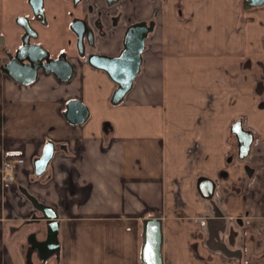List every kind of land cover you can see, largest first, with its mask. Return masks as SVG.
Returning a JSON list of instances; mask_svg holds the SVG:
<instances>
[{"label": "crops", "instance_id": "0c3cea01", "mask_svg": "<svg viewBox=\"0 0 264 264\" xmlns=\"http://www.w3.org/2000/svg\"><path fill=\"white\" fill-rule=\"evenodd\" d=\"M243 1L123 0L130 23L160 12L141 71L116 105L117 83L90 64L65 82L44 73L25 85L0 72V170L5 159L24 158L17 176L24 185L45 144L56 146L46 184L30 190L59 215L57 264H141L143 219L155 216L166 227L165 262L190 264L191 228L206 214L215 232L226 224L225 243L232 230L229 247L239 259L255 254L253 264H264V4L246 9ZM121 40L122 32L99 40L100 50L112 55ZM72 98L89 109L83 125L65 118ZM242 115L257 144L245 162L228 163L238 151L231 127ZM203 177L218 183L217 199L201 195ZM36 212L0 179V264H27L28 233L47 232L44 218L33 221ZM211 249L198 247L219 261L220 250Z\"/></svg>", "mask_w": 264, "mask_h": 264}, {"label": "flooded vegetation", "instance_id": "af4514ba", "mask_svg": "<svg viewBox=\"0 0 264 264\" xmlns=\"http://www.w3.org/2000/svg\"><path fill=\"white\" fill-rule=\"evenodd\" d=\"M103 1L105 2L104 3L105 5H102V0H67V2L70 5L66 13L70 17L68 33L70 39L72 40L71 48L66 51L53 52L50 48H47L40 41V33L37 28L38 24L41 25L48 24L46 18V12H45L44 0H42L41 9H38V11H36V9L33 7V5L30 3L29 0H20L19 3L24 2L25 5L27 6V10L22 14L16 15L14 18V22L21 29V32L18 34L17 44L13 47H9L7 45V39H8L7 34L0 33V72L9 76L15 82H18L11 75H14L16 73L29 72L32 69V67H37L38 71L36 74L35 72H33L36 76L31 82L29 83L18 82V83L25 85L32 84L39 78L40 74H44V73L54 74L60 81L65 82L73 77V75L75 74L78 68H81L84 64H89L87 58L90 55H105L110 57L118 56L124 49L125 34L130 26L141 22H146L148 26H151L152 23V29L150 32H148L145 38V43H144L145 48L142 51V58H143V53L148 46V40L151 37V35L155 32L156 18L159 15L160 8L154 9L153 17L151 19L130 23L131 20L130 15L123 3V0H103ZM162 1L166 2L168 0H162ZM244 1H243V7L246 8L244 6ZM0 3H1V12L3 15L4 13L3 0H0ZM180 6L181 5L179 4V7ZM251 8H255V7H248L246 9H251ZM186 19L183 17L182 21L184 22L186 21ZM23 24L26 25L28 28H26ZM0 27H2V24L0 25ZM121 29L122 31H120ZM118 32H122V40H121L122 46L114 54L112 53V55H110V53L109 54L103 53L100 50L99 40H102L103 42L110 41L113 35L117 34ZM69 64L71 65V67ZM60 68L66 71L72 68V75L70 79L62 80L61 78H59L57 74L60 72L61 70ZM63 70H61V72H63ZM24 77H28V75H24ZM263 94H264V89L262 90L260 95ZM238 120L241 121L242 127L245 130L251 131L254 135V141L251 147V151L249 155L243 159L239 157L238 139L235 133H233V125ZM238 120L235 121L231 127V133L235 135L236 137L235 139H237L238 151L234 155L232 154L228 155L227 157L228 163L233 162V159L235 157H236L235 159L245 162L249 157L252 156L253 148L257 144L256 141L258 140V133L251 126H249L247 115L240 116ZM229 143L231 147H233L232 142L229 141ZM51 161L47 166L45 172L42 173L41 175H38L36 173V169H35V173L31 172L32 173L31 182H28L24 185L20 184L17 179L19 173V166H21V164L25 162L24 158L18 157L13 159H5L1 166V170H0L1 181L5 182L7 185L8 184L14 185L16 191L20 193L22 196H24V198H26V200L32 205L35 211L37 210L36 214H34L33 216V221L34 220L39 221L43 218H42V213L37 209L35 203L32 201L31 198H29V196H33L36 202L38 203L44 205L47 204H45V202L40 197L32 194L30 188L32 187L33 184H46L45 179L47 178L48 175L47 172L51 164ZM7 162H12L14 166H16V172L12 178V181H7L3 173V167ZM247 181L248 179L245 178V184H247ZM215 183H216V189L214 192V196L210 200H212L213 198L217 199L219 196V192L217 191L218 183L217 182ZM245 197L246 194L244 195V198ZM214 202L215 201H213V203ZM208 215L209 214H206L201 217L198 216L197 217L198 219L194 224L196 228L194 229L191 228V231H193V236H192L193 240L191 241L190 247L193 252V256H192L193 261L190 260V264H222L223 262L224 263L228 262L227 260L236 261L234 264H245V263L253 264L257 262V258H259V256H256L255 254H251V256L249 257V261L245 263L241 258L239 259V256H241V252L237 249L233 250L229 247L230 246L229 239L231 238L232 230L229 231L228 240L225 243L224 236L227 229L226 224H223V228L221 229L222 231L220 230L222 232V236H221V232L217 233L210 228L208 224L209 220H207ZM175 216L178 219H182V218L188 219V217L183 213H177ZM180 216H182V218ZM248 218H250V216H243L246 225L250 224L247 222ZM163 229H164V242H165L166 227L164 226V223H163ZM260 232L264 235V227L260 228ZM216 235H219L220 238L216 239L215 238ZM46 238H47V232L46 235L41 238L39 237V232H37V230H33L32 232L28 233L26 237L25 249H24L25 262L27 264H34L33 262L34 255H37L36 261L37 262L40 261L41 264H46L53 257H55V262H53V264H57L56 261L59 260L60 256L53 255L45 262L43 259H40L38 256V252H39L38 244L39 242L45 241ZM200 245L205 246L208 249H211L212 247H217V249L220 250L221 252V259L219 261L218 260L215 261V258L212 255L209 256L201 255L198 251V247ZM60 247H61V243H60ZM260 258L264 259V253L262 254V257L260 256ZM164 264H167L165 262V258H164Z\"/></svg>", "mask_w": 264, "mask_h": 264}, {"label": "water", "instance_id": "95a60500", "mask_svg": "<svg viewBox=\"0 0 264 264\" xmlns=\"http://www.w3.org/2000/svg\"><path fill=\"white\" fill-rule=\"evenodd\" d=\"M29 1L36 11L41 9L42 0ZM263 4L264 0L244 1V6L246 8L262 6ZM24 26L28 28L26 25ZM151 29L152 23L151 26H148L146 22L133 24L126 31L124 49L118 56L110 57L105 55H90L87 58L90 65L94 68L102 69L107 72L109 77L118 84V87L111 99V102L115 105L124 100L127 93L132 89L135 78L141 71L143 61L142 51L145 48V38ZM61 70L57 74L59 78L62 80L70 79L72 75V68L68 71L63 70V72H61ZM37 71V67H32L29 72L16 73L11 76L18 82L29 83L35 78ZM33 72H35V74ZM24 75H28V77H24ZM64 115L70 124L83 125L89 118L90 112L88 107L80 99L72 98L66 102ZM233 133H235L238 139L239 157L243 159L247 157L251 151L254 135L251 131L245 130L242 127L240 120L233 125ZM55 152L56 146L54 142H47L43 148L42 155L35 160V169L38 175L45 172ZM198 188L204 198L211 199L214 196L216 183L213 180L203 177L199 179ZM29 198L32 199L37 209L42 213V218L47 221V238L45 241L39 242L38 244V256L45 262L53 255L60 256L61 247L59 241V230L61 222L59 220L58 213L55 212L52 207L36 202L33 196H29ZM215 238L219 239L220 236L216 235ZM149 244H151L152 247L151 253L147 251ZM163 247L164 229L162 218L158 216L144 218L142 226V246L140 252L141 264H164Z\"/></svg>", "mask_w": 264, "mask_h": 264}, {"label": "rangeland", "instance_id": "374dc122", "mask_svg": "<svg viewBox=\"0 0 264 264\" xmlns=\"http://www.w3.org/2000/svg\"><path fill=\"white\" fill-rule=\"evenodd\" d=\"M20 0H3V20L2 30L7 34V45L13 47L18 42V34L21 29L14 22V18L18 14H22L27 10L25 3H19ZM45 12L48 21L47 25L38 24L37 28L40 33V41L53 52L66 51L71 48L72 40L68 33L69 19L67 10L69 3L67 0H44ZM19 3V4H18ZM85 202L92 203L94 199H85ZM100 219H110L111 216L101 215ZM182 218V216H180ZM36 227V226H34ZM40 231L39 229H33ZM55 257L51 258L46 264H53ZM36 264H41L40 261Z\"/></svg>", "mask_w": 264, "mask_h": 264}, {"label": "built area", "instance_id": "2783aa9c", "mask_svg": "<svg viewBox=\"0 0 264 264\" xmlns=\"http://www.w3.org/2000/svg\"><path fill=\"white\" fill-rule=\"evenodd\" d=\"M16 172V166L12 162H7L3 167V173L7 181H12V178Z\"/></svg>", "mask_w": 264, "mask_h": 264}, {"label": "snow or ice", "instance_id": "6c2138e0", "mask_svg": "<svg viewBox=\"0 0 264 264\" xmlns=\"http://www.w3.org/2000/svg\"><path fill=\"white\" fill-rule=\"evenodd\" d=\"M147 251H148L149 253H151V251H152L151 244L148 245V247H147Z\"/></svg>", "mask_w": 264, "mask_h": 264}, {"label": "trees", "instance_id": "16d2710c", "mask_svg": "<svg viewBox=\"0 0 264 264\" xmlns=\"http://www.w3.org/2000/svg\"><path fill=\"white\" fill-rule=\"evenodd\" d=\"M105 129V128H104Z\"/></svg>", "mask_w": 264, "mask_h": 264}]
</instances>
